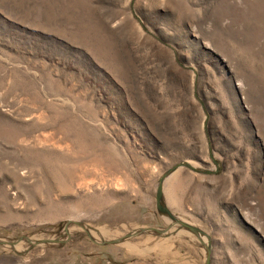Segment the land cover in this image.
Listing matches in <instances>:
<instances>
[{"label":"rangeland","instance_id":"1","mask_svg":"<svg viewBox=\"0 0 264 264\" xmlns=\"http://www.w3.org/2000/svg\"><path fill=\"white\" fill-rule=\"evenodd\" d=\"M0 264H264V0H0Z\"/></svg>","mask_w":264,"mask_h":264},{"label":"water","instance_id":"2","mask_svg":"<svg viewBox=\"0 0 264 264\" xmlns=\"http://www.w3.org/2000/svg\"><path fill=\"white\" fill-rule=\"evenodd\" d=\"M163 182H164V178H161V182H160L159 188H158V195H157V201H158L159 208L162 207L161 200H162V196H163V186H164Z\"/></svg>","mask_w":264,"mask_h":264}]
</instances>
